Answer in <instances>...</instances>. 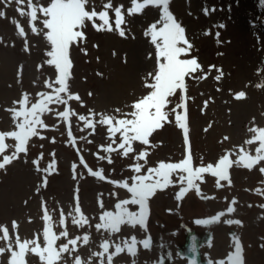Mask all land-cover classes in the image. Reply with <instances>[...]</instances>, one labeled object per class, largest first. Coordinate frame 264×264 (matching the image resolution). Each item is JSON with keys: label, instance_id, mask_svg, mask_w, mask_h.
Listing matches in <instances>:
<instances>
[{"label": "rangeland", "instance_id": "1", "mask_svg": "<svg viewBox=\"0 0 264 264\" xmlns=\"http://www.w3.org/2000/svg\"><path fill=\"white\" fill-rule=\"evenodd\" d=\"M33 2L47 6L49 0ZM108 2L109 0H90L88 10L95 7L97 12L102 11L104 4ZM110 2L112 8L123 5L125 23L121 27L127 38L120 37L116 31H97L91 22H86V42L70 48L73 66L68 83L70 91L81 97L83 106L72 100L67 107L77 114L88 116L89 110H92L115 115L114 110L117 108L122 112L131 111L129 106L132 102L147 94L145 77L156 68L155 47L150 43V37L145 36V31L160 19V8L147 6L140 14L128 15L127 10L134 6L132 0ZM206 7L209 10L215 8L216 11L205 15ZM17 8L28 10L26 4L13 3L7 7L0 4V11L6 13L5 18H0V132L16 130L11 114L6 111L8 108L20 107L14 105L13 101L21 99L26 92L31 101L36 102L39 99L37 93L52 91L44 82H52L56 77L54 67L45 63V53L50 50V46L41 36L31 33L29 18L20 16ZM169 8L186 29V38L192 45L190 55L182 58H197L204 72L208 73L207 78L202 80L186 78L189 99L185 123L189 129L193 166L215 163L226 151L232 153L230 159L236 160L241 154V148L245 153L255 156L259 141L251 145L245 141L255 135L248 131L250 127L264 128V87H257L258 84L264 85V5L261 0H171ZM108 13L110 22L114 21L111 8ZM37 15L39 19L35 25L41 28L43 16L39 12ZM13 20L18 21L27 33L29 52L23 50L24 41L19 36L17 26L12 23ZM96 22L100 23L99 20ZM219 25L224 27H218ZM206 32L211 34H205ZM217 32L220 43H217ZM82 48L87 49V55L81 51ZM149 53L153 54L152 59L148 58ZM38 65H42L39 70ZM209 65L222 69L223 76L219 82L215 80L218 75L216 69L208 72ZM20 66H23L22 71ZM218 88L220 91H217ZM240 91L246 93V98L234 99V95ZM89 92L92 93L91 96L88 95ZM180 96L178 91L176 96L171 97L172 103L165 110L179 104ZM205 101H208L206 108ZM50 107L54 111L42 116L48 125L46 129L40 130L41 136L45 138L33 137L29 141L28 155L20 154L18 161L7 166L6 170H0V225L8 227L9 234L13 237L10 242L14 246V220L19 225L17 231L21 240L32 239L42 233V203L52 216L53 231L59 233L62 230L59 225L60 210L67 215L74 208L76 189L79 191L82 210L93 225L98 222L101 211H114L118 200L128 199L130 196L126 190L88 174L87 169L79 164V156L84 157L92 170L102 168L108 179H128L131 183L133 172L128 166L135 162L132 159L135 153L123 157L120 152H113L112 164L98 159L93 153L99 151L101 156H107L99 146L111 143L106 126L96 125L95 134H90L92 130L84 128L83 122L76 116H71L69 121L57 117L56 112L63 111L66 106L53 104ZM178 111L182 112L183 109ZM169 119L172 123H165L150 137L152 147L148 148L150 155L145 171L148 167H155L159 161L179 162L185 158L187 145L183 130L176 125L174 115H170ZM69 124L75 138L74 146L68 142ZM82 128L83 131L80 130ZM205 128L208 131H204ZM225 136L229 140L223 141ZM53 137L55 143L51 142ZM116 139L118 144L119 134ZM88 140L92 143H88ZM5 143L15 142L6 139ZM134 147L139 152L145 146L136 143ZM13 150L8 148L5 154H10ZM41 152L44 154L43 159L39 160L41 169L48 167L55 159L56 171L51 175L37 171L32 163L39 158ZM51 153H55V157ZM74 163L78 165L75 180L72 171ZM262 166L264 161L249 171L243 166L233 165L229 169L232 185L221 182L224 184L222 188L216 187V178L204 174L205 182L200 185L202 195L215 199H202L193 190L178 201L175 193L179 191V186L159 191L149 202L150 214L145 228L125 225L120 232L112 235L103 230L98 233L94 227L87 229L91 233L90 242L86 246L82 241L79 243V255L85 260L90 258L91 264H99V258L92 257L91 253L102 251L100 244L104 239H108L113 246L120 244L123 247V242L127 240L130 243V238L134 236L137 241L136 256L121 253L115 256L113 264H133V261L135 264H160L165 251L171 252L173 264H187L177 253L178 244L184 242V233L192 229H209L213 232V240L202 248V254L204 258L211 259L213 264L233 250L234 238H238L242 245L244 264H264V248L261 247L264 245V208L259 207L264 204V194L255 191L259 188L264 193V183H261L264 175L259 172V167ZM45 175L47 187H42ZM172 179L176 180V176L173 175ZM37 187H40L39 193L36 192ZM98 198H102L104 209L98 206ZM233 198L237 201L234 213L222 216L218 223H195L198 219H208L226 211ZM128 207L131 211L138 210L135 205ZM227 219L240 220L242 225L226 224L223 221ZM67 222L70 238L85 233V229L73 226L70 218ZM145 239L150 240L148 249L140 243ZM62 242L66 241H57V245ZM7 243L0 240V247H6ZM112 250L114 247L110 249ZM66 258L68 264H71V257ZM8 259L9 253L0 255V264H8ZM26 260L27 264H41L39 257L31 253L27 254Z\"/></svg>", "mask_w": 264, "mask_h": 264}, {"label": "snow or ice", "instance_id": "2", "mask_svg": "<svg viewBox=\"0 0 264 264\" xmlns=\"http://www.w3.org/2000/svg\"><path fill=\"white\" fill-rule=\"evenodd\" d=\"M13 3L18 5L26 4L27 11L24 8H17L16 11L20 16H27L29 18L31 33L41 36L50 46V50H47L45 53V63L48 66L54 67L56 77L52 82L48 80L44 82L45 86L52 89V91L50 93H37L36 95L39 99L36 102H32L30 95L25 92L22 94L21 99L13 101L14 105L20 106L19 108L6 109L11 114V119L16 130L0 132V170H6L7 166L12 165L14 161H18L20 154L23 153L27 156L29 141L33 137L45 138L41 136L40 130L46 129L48 125L45 124L42 116L54 111L50 107L53 104L66 106L63 111L56 112L57 117L64 121H69L71 116H76L79 121L83 122L84 128L92 130L90 134H95L96 125L106 126L107 136L111 143L107 146H99L101 151L108 154L107 156H101L99 151L93 153L98 159L106 160L108 164H112L111 153L113 152H120L123 157H129V154L135 153L132 156L135 162L128 166L133 172V175L130 177L131 183H129L128 179L113 181L103 174L104 170L102 168L95 171L92 170L84 160V157L80 155L79 164L87 169L88 174L111 183L115 187L126 190L130 194L129 198L118 200L114 205V211H101L98 216V222L93 225L82 210L79 203V191L76 189L73 197L75 202L74 208L67 215H65L62 209L60 210L59 225L62 230L59 233L53 231L52 216L48 212L46 205L42 203V220L44 221L42 233L35 235L32 239L21 240L17 231L19 225L14 220L12 221V229L15 246L10 242L13 237L10 236L8 227L0 225V232H2L0 240L8 242L6 247H0V255L5 252L9 253L8 264H27L26 256L29 253L38 256L41 264H68L66 257H71V264H91L90 258L89 260H85L79 255L78 247L81 241L85 246L89 244L91 233L87 229L94 227L98 233L103 230V232L112 235L120 232L122 226L125 225L133 228L136 226L145 228L150 214L149 202L157 192L165 191L169 187L179 186V191L175 193V198L178 201L183 199L189 191L193 190L202 199H215V197L202 195L200 185L205 182L204 174H210L216 178V187L222 188L224 184L221 182H226L228 186L232 185L229 169L233 165L243 166L251 171L254 166L264 161V128L253 126L248 131L255 135L251 139L246 140L245 143L251 145L259 141V146L255 149V156L245 153L243 148H241V154L236 160L230 159L232 153L226 151L215 163L193 166L188 140L189 129L185 123L187 119V100L189 99L187 97L186 78L202 80L207 78L208 73L204 72L197 58H182L183 56L190 55L192 45L186 38V29L170 11L169 5L171 0H132L134 6L127 10L128 15L140 14L147 6L158 7L161 10L160 19L151 24L149 29L145 31V36L150 37V43L155 47L156 58L155 70L149 72L144 80V87L148 90L147 94L133 101L129 106L131 108L129 112H122L121 109L117 108L114 110L115 115H106L89 110L88 116L77 114L74 110L67 107L69 101L72 100L79 102L83 106L81 97L78 93L70 91L68 83L71 75L70 70L73 66L70 59V48L86 42L87 36L84 31L86 22H91L93 28L97 31H116L120 37L127 38L124 28L121 27L125 23L122 14L123 5L112 8L109 0L108 3L104 4V10L97 12L95 7L91 11L88 10L90 0H49L47 6L35 4L33 0H0V4L4 7ZM261 4L264 5V0H261ZM110 8L115 16L112 22H110L108 13V9ZM210 11L214 12L216 9L212 8L209 10L206 7L204 14L209 15ZM38 12L43 16V19L40 21L43 25L41 28H37L35 25V22L39 19ZM5 17L6 13L0 11V18ZM97 20L100 21L99 24L96 22ZM12 23L17 26L19 36L23 38V50L29 52L27 33L18 21L13 20ZM113 24L115 25L114 28ZM218 27L222 28L224 25H219ZM205 34L211 33L206 32ZM216 36L217 43H220L219 32L216 33ZM94 47H98V45H94ZM81 51L87 55L86 48H82ZM152 56L153 54L149 53L148 58L152 59ZM22 67L20 66L21 71ZM37 67L39 70L42 65H38ZM213 69H216V66L209 65L208 72H211ZM216 71L218 75H216L215 80L219 82L222 79L223 71L222 69H216ZM197 73H203V75L197 76ZM97 75L102 76L103 74L97 73ZM257 87H264V85L258 84ZM178 91L181 93V102L166 111L165 109L172 103L170 98L176 96ZM217 91H220V89L218 88ZM88 95L91 96L92 93L89 92ZM244 98H246L244 91H240L234 95V99L236 100ZM207 105L208 101H205L204 108ZM178 109H183V111H178ZM201 110L203 111L204 109ZM170 115H174L175 123L183 130L185 143L189 146L185 158L179 162L159 161L155 167H148L145 171V165L150 155L148 148L152 147L150 137L156 130L161 129L165 123H172L169 119ZM97 116L99 119H96ZM254 120L255 118H253V122ZM210 127L211 125H209ZM84 128L80 130L83 131ZM204 131H208V128H205ZM117 134H119L120 140L118 144L116 139ZM68 138V142L74 146L75 138L72 136L70 124L68 126ZM6 139H11L15 143L6 144ZM81 139H85V137H81ZM227 140H229V137L225 136L223 141ZM51 142L55 143L54 137L51 139ZM88 143H92V141L88 140ZM136 143L145 147L137 152L134 147ZM113 145H116V147H113ZM40 147H43V145H40ZM8 148H13L14 150L10 154H5ZM77 152H79V149H77ZM51 155L55 157V153H51ZM43 157L44 154L41 152L39 158L34 159L32 163L36 166L37 171L51 175L56 171L55 159L49 163L48 167L41 169L39 167V160L43 159ZM140 161H143V163H140ZM77 167L76 163L72 165L74 180L77 178ZM259 172L264 175V166L259 167ZM47 175L43 179L42 187H47ZM173 175L176 176V180L172 179ZM261 183H264V181H261ZM255 191L258 194H264L259 188L255 189ZM36 192H40V187H37ZM112 195H115V193ZM100 196L102 197V194ZM97 203L101 209H104L102 198H98ZM236 203L237 201L233 198L226 211L220 212L208 219H198L195 223L203 225L218 223L221 221L222 216L235 212L234 205ZM129 205L138 206V210L131 211L128 207ZM249 207H252V205H249ZM259 207L264 208V204L259 205ZM69 218L73 226L85 229L83 235L69 237L67 230ZM29 222H31V219H29ZM223 222L229 225H242V222L236 219H227ZM61 240L66 242L57 245V241ZM41 243L43 247H41ZM123 243V247L120 244L113 246L108 239H104L100 244L102 251L93 252L91 256L99 258V264H113L115 256L124 252L133 257L136 256V238L133 236L130 238V243L127 240ZM140 243L143 244L145 249H148L150 246L149 239H145ZM113 247L114 250L110 251ZM261 247L264 248V245H261ZM232 248V251L224 258L215 261L214 264H244L242 245L238 238H234ZM133 264H135V261H133ZM210 264H213V262H210Z\"/></svg>", "mask_w": 264, "mask_h": 264}, {"label": "water", "instance_id": "3", "mask_svg": "<svg viewBox=\"0 0 264 264\" xmlns=\"http://www.w3.org/2000/svg\"><path fill=\"white\" fill-rule=\"evenodd\" d=\"M210 240L207 232L197 233L195 231L186 234V244L180 249L183 255L187 256L190 264H210L209 261L202 260L200 246Z\"/></svg>", "mask_w": 264, "mask_h": 264}]
</instances>
